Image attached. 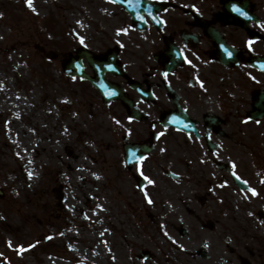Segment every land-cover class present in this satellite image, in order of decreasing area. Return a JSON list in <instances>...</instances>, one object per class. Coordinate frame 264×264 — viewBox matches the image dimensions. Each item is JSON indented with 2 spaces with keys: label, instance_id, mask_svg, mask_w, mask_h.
<instances>
[{
  "label": "rangeland",
  "instance_id": "rangeland-1",
  "mask_svg": "<svg viewBox=\"0 0 264 264\" xmlns=\"http://www.w3.org/2000/svg\"><path fill=\"white\" fill-rule=\"evenodd\" d=\"M171 1L184 8L192 0ZM252 1L264 28V0ZM119 8L110 0H0V264H207L217 257L222 264H264L263 219L235 224L229 205L223 214L220 205L177 199L185 190L164 172L173 156L166 133L134 168L147 180L137 190L124 171L121 144L127 131L141 138L149 124L133 122L130 129L123 108L102 104L84 82L63 73L62 61L77 43L101 47L130 22ZM82 192L94 204L102 197L104 210L90 211L77 199ZM171 203L191 231L179 229L178 237H191L192 246L198 236L208 240L207 257L197 252L207 263L183 260L156 231L157 224L165 227L163 204ZM208 219L214 227L202 223ZM140 248L153 256L140 261L127 253Z\"/></svg>",
  "mask_w": 264,
  "mask_h": 264
},
{
  "label": "flooded vegetation",
  "instance_id": "flooded-vegetation-1",
  "mask_svg": "<svg viewBox=\"0 0 264 264\" xmlns=\"http://www.w3.org/2000/svg\"><path fill=\"white\" fill-rule=\"evenodd\" d=\"M225 1L192 0L184 8L178 4L162 8L158 12L161 21L143 13L145 27H137L131 14L119 4L120 12L127 14L130 22H123L108 44L99 47L95 41L80 42L67 58L60 52L51 54L55 58L64 56L63 67L71 53L81 50L84 68L98 84L103 81L98 72L105 70L104 79L112 90L110 102L106 104L101 89L91 81L76 77L77 81L92 89L102 104L123 108L130 129L133 122L149 124L140 128L143 137L137 138L135 132L130 139L127 134L133 132L127 131L121 144L124 171L131 172L137 190L142 191L143 179L134 168L141 163L129 165L125 159L128 147L132 150L131 145L145 143L152 146L147 154L150 156L166 133L172 139L173 156L170 169L164 171L172 183L185 190L183 199L177 197L180 203L220 205L223 214V207L229 205L237 224L241 218L264 220V70L255 64L256 57H264V28H260L262 21L256 22L252 0L247 8L240 5L231 9ZM202 22L219 31L229 51L223 52ZM85 49L100 61L90 63L84 58ZM130 106L137 109L134 117ZM154 108L151 120L150 109ZM173 207L180 221L171 236L196 249L195 259L181 252L180 257L197 263L205 261L197 252L204 249L202 254L207 257L208 240L198 236L192 246L191 237L179 238V229L183 235L191 231L180 223L182 211ZM202 223L215 226L209 219ZM145 249H129L127 253L141 261L147 254ZM216 262L207 264H222L219 257Z\"/></svg>",
  "mask_w": 264,
  "mask_h": 264
},
{
  "label": "bare ground",
  "instance_id": "bare-ground-1",
  "mask_svg": "<svg viewBox=\"0 0 264 264\" xmlns=\"http://www.w3.org/2000/svg\"><path fill=\"white\" fill-rule=\"evenodd\" d=\"M83 160L79 159L78 163H82ZM59 179L60 180V183H62L63 185H65L67 188H69V181H66L64 180L62 177L61 174H59ZM83 191V189H82ZM85 199V202L88 206V209L92 212H94L95 214H98L97 212L99 211H103V207H104V203H103V199L102 197L100 198V200L98 201L97 204H94L92 202V199L91 197L88 196V194H84V192L80 193L78 196H77V199ZM164 206L167 205V208L164 207L166 210H165V214H164V219H165V227L163 226H159L158 224L156 225L157 227V230H159V233L166 237L168 242L171 244V245H174L177 247L178 251L181 252L183 254V256H190L192 257L193 259L196 258V249L195 248H192L191 246H188L187 244H182L180 243L175 237H172L171 236V233L173 232L175 234L176 232V229L178 227V223L180 221V219L177 217L178 213L174 210V207L173 205L171 204H163ZM33 213L31 216V218L37 220L38 219V215H39V212L35 209L32 210ZM85 213V212H84ZM156 224V223H154ZM212 263L216 262V259L212 260L211 261ZM217 263V262H216Z\"/></svg>",
  "mask_w": 264,
  "mask_h": 264
},
{
  "label": "water",
  "instance_id": "water-1",
  "mask_svg": "<svg viewBox=\"0 0 264 264\" xmlns=\"http://www.w3.org/2000/svg\"><path fill=\"white\" fill-rule=\"evenodd\" d=\"M143 4H144V8H162V3L151 2L149 0H143ZM128 8H136V7L131 6ZM212 35L215 36V34Z\"/></svg>",
  "mask_w": 264,
  "mask_h": 264
}]
</instances>
